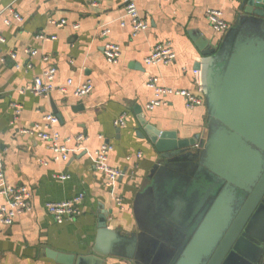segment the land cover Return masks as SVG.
I'll use <instances>...</instances> for the list:
<instances>
[{"label":"crops","instance_id":"crops-1","mask_svg":"<svg viewBox=\"0 0 264 264\" xmlns=\"http://www.w3.org/2000/svg\"><path fill=\"white\" fill-rule=\"evenodd\" d=\"M128 1L20 0L13 4L23 19L17 22L6 10L13 0H0V36L5 39V44L0 43V165L9 185L31 191L34 207L31 214L18 217L13 226L0 225V264H58L46 256V250L89 256L101 214L107 216L111 229L139 233L134 202L160 159L140 119L160 131L174 132L182 140L205 133L204 105L189 109L184 98L169 96L165 106L148 111L146 106L154 93L147 81L155 76L162 86L203 96L200 71L196 69L203 56L193 36L198 34L210 46H218L225 34L212 30L206 12L220 10L232 27L242 13L243 0H135L140 16L149 24L148 30L136 37H132L131 22L125 17ZM6 19L11 21L10 26L5 25ZM52 21H66L67 25L58 28ZM103 28L110 30L107 38L100 35ZM40 34L57 39L45 42L37 38ZM108 42L121 49L117 64H108L103 55ZM165 43L172 45L176 61L168 66H147L145 60L152 50ZM25 49L48 56L49 63H43L40 57L31 59ZM9 52L17 54L15 61L8 58ZM29 63L31 70L26 69ZM48 65L57 68L56 84L91 80L92 94L77 98L70 89L67 94L37 98L21 93ZM14 104L21 105L23 112L12 125ZM44 113L59 117L57 130L63 137L84 134L91 141L68 162H54L45 142L20 133L40 124ZM123 114L126 126L115 128L114 121ZM99 136L114 147L109 165L124 173L112 190L105 188L104 177L94 169L95 151L101 145ZM58 176H67L68 180L61 181ZM81 193L85 195L82 214L74 222L57 224L45 205L68 201ZM116 197L123 200L124 211L116 205ZM6 201L0 195V204ZM102 264L135 263L106 256Z\"/></svg>","mask_w":264,"mask_h":264},{"label":"water","instance_id":"water-1","mask_svg":"<svg viewBox=\"0 0 264 264\" xmlns=\"http://www.w3.org/2000/svg\"><path fill=\"white\" fill-rule=\"evenodd\" d=\"M242 13L215 47L193 36L207 127L182 140L140 119L160 159L134 202L139 233L101 214L92 253L46 250L58 264H264V0Z\"/></svg>","mask_w":264,"mask_h":264},{"label":"built area","instance_id":"built-area-1","mask_svg":"<svg viewBox=\"0 0 264 264\" xmlns=\"http://www.w3.org/2000/svg\"><path fill=\"white\" fill-rule=\"evenodd\" d=\"M20 0H13L12 5L6 8L7 11L12 13L17 22H22V17L13 9V4ZM168 1V0H167ZM125 17L129 19L132 25V37L138 36L140 33L145 32L149 28V24L144 20L138 11L135 0H129L125 6ZM206 19L210 24L212 30L221 36L226 34L230 28V24L224 18L223 12L220 10H208L206 12ZM5 25L10 26L11 21L6 19ZM58 28H64L66 21L51 22ZM121 25L124 27L125 22L122 21ZM78 25H74V29H78ZM110 30L103 28L100 35L107 38ZM38 39L49 42L55 41L56 37H46L45 35H38ZM0 43L5 44V39L0 36ZM24 53L32 58L40 57L45 64L49 63L50 58L46 55H41L37 50L25 49ZM103 55L108 64H117L121 58V49L113 43H106L103 48ZM8 58L15 61L17 54L9 52ZM177 55L170 43L160 44L156 46L151 54L146 58L145 63L147 66H168L176 61ZM19 68V66H16ZM27 70L32 69V64L26 65ZM57 68L53 65H48L41 76L34 78L33 82L20 90L21 93H30L37 98H50L54 93L67 94L70 89H73V95L77 98H85L92 94L94 85L91 80H86L80 84H76L73 80H68L65 84H56L55 77ZM147 87L153 91L154 99L147 104L146 109L153 111L166 105L165 99L169 96H179L186 100V107L194 109L204 105L203 96L194 95L186 90H175L160 84L159 78L152 76L147 81ZM13 108V121L15 125L23 112V107L19 104H14ZM60 119L53 113H44L41 115L40 124L34 125L29 129H21L20 133L35 137L46 143L48 150L53 154L54 162H68L72 156H75L82 150L85 143L91 141L90 137L84 134H78L73 137H63L57 130ZM126 126V115L123 114L114 121L115 128H124ZM101 145L95 151L94 169L96 172L102 174L105 180V188L112 190L119 179L123 178L124 173L120 169L113 168L109 165V157L114 151V147L110 143L104 142L102 136H99ZM47 165V163H43ZM61 181L68 180L67 176H58ZM0 195L7 198L6 203L0 204V225L5 227L13 226L18 217L31 214L34 211L32 202V193L25 187H13L8 184L6 175L2 166L0 165ZM85 199L83 193L76 195L74 198L61 203H47L45 208L47 212L54 218L55 222L59 225L74 222L81 214V206ZM116 205L121 211H124L123 200L120 197L114 199Z\"/></svg>","mask_w":264,"mask_h":264}]
</instances>
